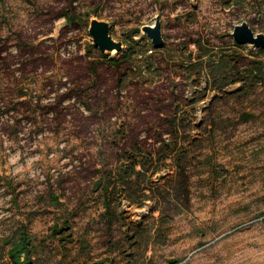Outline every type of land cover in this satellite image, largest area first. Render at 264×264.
<instances>
[{"label":"rangeland","instance_id":"rangeland-1","mask_svg":"<svg viewBox=\"0 0 264 264\" xmlns=\"http://www.w3.org/2000/svg\"><path fill=\"white\" fill-rule=\"evenodd\" d=\"M242 23L264 34V0H0V264L24 235L32 264H264V48Z\"/></svg>","mask_w":264,"mask_h":264},{"label":"water","instance_id":"water-1","mask_svg":"<svg viewBox=\"0 0 264 264\" xmlns=\"http://www.w3.org/2000/svg\"><path fill=\"white\" fill-rule=\"evenodd\" d=\"M143 31L152 39L155 47L160 48L164 44L161 31V20L157 18L155 25L145 26ZM90 34L94 44L102 52L122 51L123 44L114 40L110 34V24L106 21L95 19L90 26ZM233 37L239 44H251L264 48V34L255 33L248 23H242L235 27Z\"/></svg>","mask_w":264,"mask_h":264},{"label":"trees","instance_id":"trees-1","mask_svg":"<svg viewBox=\"0 0 264 264\" xmlns=\"http://www.w3.org/2000/svg\"><path fill=\"white\" fill-rule=\"evenodd\" d=\"M127 57L125 55L121 58H114L111 59L108 64L110 63L117 68L122 67V61ZM112 67V66H111ZM10 259L14 264H32L31 256H32V248L30 244V240L26 235L21 236L19 242L16 244V247L10 252Z\"/></svg>","mask_w":264,"mask_h":264}]
</instances>
